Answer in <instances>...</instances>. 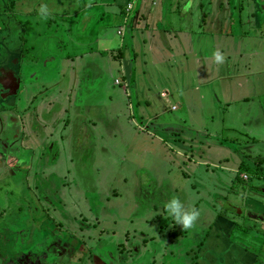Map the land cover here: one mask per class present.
<instances>
[{"label":"rangeland","instance_id":"rangeland-1","mask_svg":"<svg viewBox=\"0 0 264 264\" xmlns=\"http://www.w3.org/2000/svg\"><path fill=\"white\" fill-rule=\"evenodd\" d=\"M217 1L201 3L205 23L223 22L222 29L202 27L191 51L182 47V38L167 39L163 56L154 59L146 51L142 57L141 46L131 57L130 46L112 33V28L133 25L128 16L124 22L102 11L100 27L108 24L101 35L108 43L88 46L87 36L94 31L78 35L70 23L64 43L52 38L49 45L44 36L59 34L51 31V21L47 25L36 11L26 15L25 7L14 14L7 3V14L0 15V26L7 31L0 34L16 40L11 28L19 31L20 87L33 83L27 94L39 120H33L32 112L29 124L21 120L22 137L28 131L33 135L29 170L14 168L19 165L15 159H0V254L5 262L23 263L29 255L28 264H209L202 250L221 219L252 235L255 220L246 213L245 207L251 210L248 199L264 206V76H252L264 67V42L254 41L258 55L252 53L253 37H264V13L256 11L255 0H244L241 33L235 31L240 28L235 20L239 5L226 14L224 5L216 11ZM232 7L229 2L227 10ZM195 16V24L200 23ZM59 17L50 19L60 24ZM255 20L262 21L260 31ZM104 44L118 46L112 51H119L118 57L97 59ZM216 49L226 56L219 67L211 61ZM65 50L74 64L65 63L63 75L52 73L50 59L64 60ZM198 56L205 58L192 61ZM82 57L83 63L75 64ZM106 64L110 75L104 72ZM70 66L78 71L76 80ZM119 66L133 68L132 77L124 73L121 79ZM50 73L59 81L52 83ZM123 83L128 84L126 92ZM55 98L66 113L56 108L58 102L50 112L40 103ZM65 115L68 125L55 126ZM11 126L3 129L9 133L4 137L0 124V141L13 138ZM49 131L51 141L43 136ZM3 147L0 156L5 157L13 148ZM172 196L201 211L194 230L182 232L167 216L163 205ZM254 233L258 242L260 233Z\"/></svg>","mask_w":264,"mask_h":264},{"label":"crops","instance_id":"crops-1","mask_svg":"<svg viewBox=\"0 0 264 264\" xmlns=\"http://www.w3.org/2000/svg\"><path fill=\"white\" fill-rule=\"evenodd\" d=\"M11 2L10 9L11 12L15 14V12H18L20 8L25 7V10L23 12L27 13L26 15H29L33 11H36V9L39 7L41 3H46L49 8L52 10V15H55L56 17H59L61 23H56L52 19H47L46 24L51 21L52 28L51 31L55 33H59L58 35H48L44 36L48 44L50 45L52 38L55 42H60L61 44L64 43L65 34L70 32V23H74V30L75 32L80 35L83 33H89L93 32L92 34H89L87 38L91 40L90 45L88 46H94L101 41H105L108 43L107 36H102L101 31L104 27L107 26L104 25L103 27H100V24L102 22L101 19H99L100 16L103 14L102 11L104 10L106 13H109L110 16L114 17L115 15H118V18L124 17V6L127 2L130 0H0V15L7 14L6 13V5L8 2ZM212 1V0H211ZM244 0H218L216 2V11H219L221 7L224 5L226 7V10L224 13H233V9H236L239 5L238 9H236V13L238 18L235 19L238 24L240 25L242 22L240 20L241 12L245 9L242 8ZM261 0H255L256 2V8L259 13L263 11L264 13V3H260ZM264 1V0H262ZM189 2V0H134L131 4V10L128 13V20L133 21V25L129 26L127 29H123L122 35H117L116 31L119 29V27L113 31L114 28H112V33L114 36L118 38V41L124 44L130 46L129 51L131 52V57L135 58L136 53H134V49L138 48L139 46L142 47V49L139 50V54L143 57V51H146L152 59L156 57L158 54L160 57L163 56L162 52L160 51L164 46L167 48V39H170L175 41L182 38L185 40L182 42V47L189 49L191 51V45L194 43V38L197 36L196 33L201 32V28L214 25L216 27H219L220 29L223 28V22L220 24L213 23L212 20H208L205 23V16H206V10L204 9L205 6L201 3V0H192V7L188 12L184 11L185 5ZM233 3L232 10H227L228 3ZM210 3V0H208V4ZM91 4V7H86V5ZM110 8H112L110 10ZM248 10V9H247ZM56 13H55V12ZM197 11V12H196ZM101 14V15H100ZM196 14L200 17V23L195 24V18ZM224 14V15H226ZM178 15L180 16V19H178ZM248 16H253L252 12H249L247 14ZM126 16V18H127ZM230 17L232 15L229 14ZM260 14L258 15V17ZM55 18V17H54ZM45 21V20H43ZM68 23H65V22ZM111 21V20H110ZM127 21V20H126ZM259 21V20H258ZM257 20L254 21V26L257 27V30L260 31V28L263 27L262 21L256 23ZM100 23V24H99ZM47 24V25H48ZM60 25V29L58 28ZM117 26V25H116ZM115 26V27H116ZM124 28V26H123ZM6 29L3 26H0V31H5ZM7 31V30H6ZM11 31L14 33L12 35V39L7 40L9 35L3 36L0 34V124H2L3 128L1 129V132L6 133V136L9 137V133L6 131H3V129L6 128V126H11L12 129V135L13 138L9 141H0V147H3L2 144H4L3 148H13L12 150H8V153L5 157L0 156L1 158H6L9 162L15 161L19 164H14L18 168V170L21 171H28L30 168V163L28 161H32V155L33 150H30V139L33 137V135L30 134L28 131L27 138L22 137V130L23 128H20L21 120L27 121L29 124V113L32 112V114H35V116L31 117L33 120H39L36 116V113L33 109H30L32 101L30 100L28 92V88L33 83L30 82H23V90H21V79L19 78L20 72V64H21V48L19 45V38L18 34L19 31L17 29L11 28ZM107 30H104L103 32H106ZM203 31V30H202ZM235 31L243 32L240 28L237 27ZM17 32V33H15ZM236 32V33H238ZM238 36V34L236 35ZM109 37V36H108ZM115 38V37H114ZM264 37L258 39L255 36L253 37V46L254 41L257 42H264ZM110 41V40H109ZM93 44V45H92ZM180 44V43H179ZM258 44V43H256ZM264 44V43H263ZM100 46V45H99ZM177 48L178 45H176ZM117 48L114 47V45L107 46V44H104L102 49L98 52H96V58H107L108 54H111L109 57L117 58L119 51L115 54L112 53L113 50H117ZM259 48V47H257ZM255 46L252 47L253 54L258 55ZM180 49V48H179ZM31 50V47H29V51ZM181 54L188 52H185V50L180 49ZM190 53V52H189ZM68 52L65 50V54L63 56L64 60H60L59 56H56V58H51L50 60L52 63L49 65V71L52 73H55V71H59L62 75L64 74L63 65L65 63L74 64L71 61L68 60L67 55ZM193 55V54H192ZM90 56V55H88ZM51 57V56H50ZM87 57V56H84ZM78 59L75 64L80 65L83 60V58ZM120 56L119 58H121ZM197 57L194 55L193 58ZM264 58V56H262ZM48 58V55L45 57ZM174 56H172L173 60ZM195 63H200L202 59L205 57L198 56V60H193ZM28 59L30 61V57L28 56ZM92 59V58H91ZM28 61V62H29ZM105 61L109 62V58L105 59ZM263 62V61H262ZM107 63V62H106ZM264 63V62H263ZM110 64V63H108ZM108 64L104 66V72L108 75H110L111 71L108 67ZM70 69V76L73 79H77V69H75V66L68 67ZM40 70V68H38ZM125 67H120L118 70V74L120 75L121 79L124 78V73L127 76H131V70L128 66L125 70ZM88 70V69H86ZM41 71V70H40ZM19 73V75H18ZM28 73L26 70H24L23 74ZM50 73V81H53L52 83H56V81H59V78H55L57 76H54L55 74ZM128 73V74H127ZM130 73V75H129ZM253 77H260L264 76V67L263 69L257 68L255 72L252 73ZM25 81V80H24ZM45 83L44 75L41 80V84ZM50 83V82H49ZM25 84V86H24ZM115 84V83H114ZM1 85L5 86L4 88L1 87ZM119 85V82H118ZM127 83H123V90L125 88V92L127 90ZM7 86H12L11 90L10 88H6ZM57 87V86H56ZM55 88V87H54ZM70 89V88H69ZM58 93V88L57 92ZM259 93H263V91H259ZM28 95V96H27ZM46 95V94H45ZM254 95V94H253ZM248 97V96H247ZM54 102H58L56 108L60 109L64 113H66V109L64 108L63 103L61 102V99L55 98L51 102L44 103L41 101V104H45L48 108V112H50L51 106ZM22 104V107H21ZM71 111L68 109V114H70ZM66 118L61 119L60 121H57L55 126H58V128L64 129L68 125V115H65ZM34 120V121H35ZM37 123V122H36ZM11 124V125H10ZM62 124V125H60ZM40 126V124H39ZM44 126V125H43ZM26 126L25 128H27ZM41 127V126H40ZM56 128V129H58ZM14 129L16 131L13 133ZM53 131V130H52ZM45 132V126L44 131ZM55 133V131H53ZM1 134V133H0ZM55 135H57L55 133ZM3 136V135H0ZM44 137L48 136V140H50V137L52 136L51 132L49 131L47 135H43ZM22 139L24 140V144L22 142ZM51 141V140H50ZM5 142V143H4ZM27 144V147H26ZM52 147L49 148V151H51ZM25 153H28V156H26ZM32 156V157H31ZM30 157V158H29ZM29 200V199H27ZM251 210H249L247 207L246 213L251 217V219L255 220L253 224H251V232H258L260 233V240L256 242L254 240L255 235L258 236L257 233L252 232V235H249L247 233L240 232V227L236 225L233 221L227 220V219H221L220 225L214 226L212 229V235L207 236V239L205 241V248L202 250V259H205V263L209 264H264V206L260 205L257 201L253 199H248ZM29 213V211H28ZM45 220V219H44ZM252 220V221H253ZM222 223H225L224 226H222ZM250 229V227H247ZM211 229V228H210ZM238 231V233H237ZM29 234H27V238L30 240V234L33 233V231L29 230ZM233 233L234 236H233ZM33 235V234H32ZM238 235V237H237ZM247 236V237H245ZM237 237V238H235ZM35 239V234L34 237ZM11 238H8V241ZM253 241V242H252ZM252 242V244H251ZM246 243V244H245ZM9 253V252H8ZM205 253V257L203 254ZM29 254V251H28ZM34 254V252H33ZM199 254L200 251H199ZM28 256L27 260H28ZM219 257V260L218 258ZM26 260V261H27ZM14 261V260H12ZM25 262L19 263V264H27ZM0 264H9L5 262L4 259L1 258L0 254ZM195 264V262H194Z\"/></svg>","mask_w":264,"mask_h":264},{"label":"clouds","instance_id":"clouds-1","mask_svg":"<svg viewBox=\"0 0 264 264\" xmlns=\"http://www.w3.org/2000/svg\"><path fill=\"white\" fill-rule=\"evenodd\" d=\"M91 7V4L86 5ZM192 7V0L185 5L184 11L188 12ZM37 15L43 20H47L52 16V10L46 3H41L36 9ZM211 61L216 66H222L226 62L225 54L216 49L211 54ZM118 84V81H114ZM123 87V86H122ZM164 211L167 216L171 218L175 225H180L182 232L194 230L201 216V211L194 205H186L178 196H172L163 205Z\"/></svg>","mask_w":264,"mask_h":264},{"label":"built area","instance_id":"built-area-1","mask_svg":"<svg viewBox=\"0 0 264 264\" xmlns=\"http://www.w3.org/2000/svg\"><path fill=\"white\" fill-rule=\"evenodd\" d=\"M133 1H134V0H130V1L127 2L126 5L124 6V13H125V15H124V17H123V21H124V22H126V20H127L126 16L128 15V13L130 12V10L132 9V8H131V4L133 3ZM123 29H124L123 26L119 27V29H117V31H116V34H117V35H122V33H123ZM241 179H246V176H245V175H242V176H241Z\"/></svg>","mask_w":264,"mask_h":264},{"label":"trees","instance_id":"trees-1","mask_svg":"<svg viewBox=\"0 0 264 264\" xmlns=\"http://www.w3.org/2000/svg\"><path fill=\"white\" fill-rule=\"evenodd\" d=\"M11 5V2L9 1V3ZM129 96L126 95V98H128ZM134 103V102H133ZM135 104V103H134ZM28 264V263H27ZM36 264H42L40 261H37Z\"/></svg>","mask_w":264,"mask_h":264},{"label":"water","instance_id":"water-1","mask_svg":"<svg viewBox=\"0 0 264 264\" xmlns=\"http://www.w3.org/2000/svg\"><path fill=\"white\" fill-rule=\"evenodd\" d=\"M1 87H5V86H3V85H1ZM6 88H10V90H11V88H12V86H7ZM13 89V88H12Z\"/></svg>","mask_w":264,"mask_h":264}]
</instances>
